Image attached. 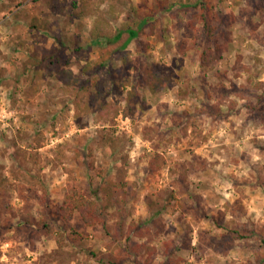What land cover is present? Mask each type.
Returning <instances> with one entry per match:
<instances>
[{
  "label": "rangeland",
  "instance_id": "374dc122",
  "mask_svg": "<svg viewBox=\"0 0 264 264\" xmlns=\"http://www.w3.org/2000/svg\"><path fill=\"white\" fill-rule=\"evenodd\" d=\"M202 1L224 45L205 66ZM129 11L148 22L110 63L120 113L100 117L63 71L86 77L96 19L114 35ZM263 117L264 0H0V264H264ZM91 178L124 179L107 215L112 233L125 224L117 241L58 214Z\"/></svg>",
  "mask_w": 264,
  "mask_h": 264
},
{
  "label": "trees",
  "instance_id": "16d2710c",
  "mask_svg": "<svg viewBox=\"0 0 264 264\" xmlns=\"http://www.w3.org/2000/svg\"><path fill=\"white\" fill-rule=\"evenodd\" d=\"M195 6L200 7V19L204 22L205 29L209 35L210 40L214 41L215 48L210 51H206L203 55L202 63L203 65H208L209 58L211 54L212 58H218L222 52L224 45L221 44L219 38L217 37V30L219 29L216 25L209 23V5L206 1L195 4ZM86 9L81 11V15L86 14ZM134 11H129V19L117 29L114 35H110L105 32L100 25H107L103 19H96V29L98 30L96 36H94L92 42L98 46L99 58L97 61L91 63L87 62L83 71L86 77H79L72 69H67L63 71V80L65 82L64 89L72 93L76 104L79 106L82 102L83 96H90L91 102L86 104V108L92 109V106L99 109L100 117L106 114H113V117L120 113V108L113 106L109 102V96L117 91L118 93L123 92V86L126 85L124 81H121L117 76V72L110 63L113 61L115 54L119 50H125L128 44L134 39H138L141 32L146 28L148 19L137 17ZM153 23L149 30H153ZM128 33L129 37L124 40V34ZM123 43L119 46H115L119 41ZM124 61L128 63L129 52L124 53ZM160 74L155 75L154 80L151 82L152 91H156L160 86H163L167 82V78L160 77ZM122 94V93H121ZM137 95V86L133 85L131 90L128 92V97L126 100H130L133 96ZM130 107V106H129ZM127 114V111L125 112ZM262 124L264 126V117L262 118ZM95 162L90 163V169L94 168ZM106 186L94 188V182L91 178L90 189L83 190L80 188L73 189L72 193L68 194L65 202L59 206L58 214L62 216L66 221L72 220L74 215L77 213L80 219L86 226H102L108 234L112 235L114 240H119L125 234V224L118 225L116 233H112L108 226V212L109 208L114 204V200L117 199L119 194L126 199L127 191L125 189L124 179L121 178L118 181L111 179L107 180ZM100 191H104L106 194V202L101 201ZM124 199V200H125ZM131 231L137 234L139 237H143L144 233L141 230V226L134 224L131 225ZM145 248L149 254L156 251L154 247H150L146 243L139 244L134 241L132 244L128 245L127 248L131 253L134 251H140L141 248ZM111 264H117L116 261H112Z\"/></svg>",
  "mask_w": 264,
  "mask_h": 264
}]
</instances>
